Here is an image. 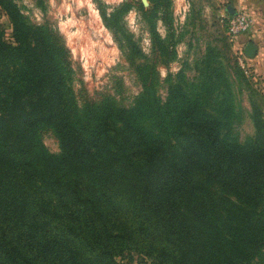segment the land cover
<instances>
[{"label": "trees", "instance_id": "obj_1", "mask_svg": "<svg viewBox=\"0 0 264 264\" xmlns=\"http://www.w3.org/2000/svg\"><path fill=\"white\" fill-rule=\"evenodd\" d=\"M100 14L113 31V14ZM48 31L28 32L31 46L14 34L21 67L0 82L1 264H118L157 245L170 264H253L264 248L261 112L251 107L254 136L239 142L233 90L175 86L161 101L144 72L131 105H80ZM213 95L219 110L202 109ZM44 128L58 153L39 141Z\"/></svg>", "mask_w": 264, "mask_h": 264}, {"label": "rangeland", "instance_id": "obj_2", "mask_svg": "<svg viewBox=\"0 0 264 264\" xmlns=\"http://www.w3.org/2000/svg\"><path fill=\"white\" fill-rule=\"evenodd\" d=\"M229 4L234 5V1L0 0V82L5 78L12 83L21 67L18 53L23 52L18 50L14 34L31 46L27 33L43 28L50 31L57 46L63 47L74 71L73 90L80 105L105 99L131 105L144 89L141 72L161 101L169 99L175 86L181 90H233V107L241 112L238 119H233L234 131L239 142H245L254 136L250 116L253 105L264 119V32L262 40L255 37L254 25L247 32L252 38L249 42L258 49L253 58H247L249 70L245 74L236 63V53L244 49L242 34L233 40L227 35ZM102 10L113 14V31L104 25ZM208 60L211 67H207ZM213 68L227 73L225 83L214 85L209 80ZM15 87L25 90L19 81ZM217 98L213 95L202 100V109L218 111ZM37 135L47 151L59 152L52 129H40ZM159 246L157 252L132 247L116 261L170 264V254ZM253 264H264V248Z\"/></svg>", "mask_w": 264, "mask_h": 264}, {"label": "built area", "instance_id": "obj_3", "mask_svg": "<svg viewBox=\"0 0 264 264\" xmlns=\"http://www.w3.org/2000/svg\"><path fill=\"white\" fill-rule=\"evenodd\" d=\"M225 24L227 35L233 40L239 35L247 33L252 29L253 19L247 12L236 10L233 15L226 13ZM247 60L248 59L243 52V48L239 49L236 53V63L240 70H242L245 74H247L249 70Z\"/></svg>", "mask_w": 264, "mask_h": 264}, {"label": "crops", "instance_id": "obj_4", "mask_svg": "<svg viewBox=\"0 0 264 264\" xmlns=\"http://www.w3.org/2000/svg\"><path fill=\"white\" fill-rule=\"evenodd\" d=\"M232 1V0H231ZM234 5H231L235 10L247 12L253 19L255 37L261 39V34L264 32V0H233ZM230 5V4H229ZM241 40L244 41V46L252 39L249 34H242ZM262 40V39H261ZM262 48V44L259 45ZM258 49V48H257ZM260 50V49H259Z\"/></svg>", "mask_w": 264, "mask_h": 264}, {"label": "water", "instance_id": "obj_5", "mask_svg": "<svg viewBox=\"0 0 264 264\" xmlns=\"http://www.w3.org/2000/svg\"><path fill=\"white\" fill-rule=\"evenodd\" d=\"M226 10L230 15H233L236 12V10L231 5H227ZM256 51L257 47L252 42H248L243 49V52L247 58H253L256 55Z\"/></svg>", "mask_w": 264, "mask_h": 264}]
</instances>
